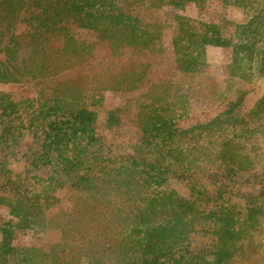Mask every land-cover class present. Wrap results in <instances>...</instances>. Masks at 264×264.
Masks as SVG:
<instances>
[{
  "label": "trees",
  "instance_id": "1",
  "mask_svg": "<svg viewBox=\"0 0 264 264\" xmlns=\"http://www.w3.org/2000/svg\"><path fill=\"white\" fill-rule=\"evenodd\" d=\"M198 1L0 0V205L12 217L0 225V264H264L256 234L264 227V150L255 148L264 136V92L243 112L249 91L236 85L264 71V0H220L246 12L233 40L216 24H190L180 10ZM146 4L166 20L175 13L182 74L203 67L205 45L232 48L224 114L183 126L179 82L157 91L152 82L140 88L143 72L124 86L125 77L107 83L87 71L99 44L114 56L154 51L161 37L138 20ZM21 24L34 67L19 54ZM71 69L81 71L48 87ZM98 88L141 89L139 139L116 146L103 138L87 103ZM58 182L70 209L49 219ZM45 230L59 237L42 247ZM16 234L39 247L16 246Z\"/></svg>",
  "mask_w": 264,
  "mask_h": 264
},
{
  "label": "rangeland",
  "instance_id": "2",
  "mask_svg": "<svg viewBox=\"0 0 264 264\" xmlns=\"http://www.w3.org/2000/svg\"><path fill=\"white\" fill-rule=\"evenodd\" d=\"M243 7L249 8L248 6ZM244 10L242 7L236 8L225 5L220 0H199L195 3H188L180 11L186 16L187 20L192 22L190 24L194 26L199 22L216 24L223 37L227 40H233L236 24L245 23L247 19ZM163 12L162 9L155 10L151 5L146 4L140 7L138 14V20L143 24L148 23L151 28L150 32L156 34L159 38L161 37V40L153 47L154 51L137 47L132 50L127 49L126 52L129 53L114 56L109 51L106 52L103 44H99L94 51L96 61L88 65L87 71L93 72L99 78H106L107 83L108 80L121 82L122 78L125 77L124 86L128 84L127 80L132 78H136L135 82L141 80V74L136 72H143L146 77H144L145 80L140 88L143 89L148 86V83L151 84L152 82L153 86H158L157 91L162 90L160 87L167 83L179 82L182 86L181 92L186 94L183 105L186 108V113L188 112L187 115L185 113L181 117V120L183 119L182 125L188 126L195 121L200 123L209 122L211 118L218 117L227 110V104L223 102L224 99L221 96L226 95L224 89L228 84V79H230L229 66L233 61L232 48L230 46L205 45L203 67L194 76H189L187 73L182 74V70H179L178 64H176L177 53L173 43L177 41L176 38L179 36V26L174 20V12L170 13L167 20L165 17L163 18ZM194 26L193 29H195ZM18 29L20 33L19 54L23 56V60L28 61L31 64L30 66L34 67L35 52L30 44V39L24 33L28 27L21 24ZM178 55H180L179 52ZM40 57L38 56V58ZM0 59H4L3 52L0 53ZM35 61L39 63V59ZM80 71L81 69H71L70 73L55 80L48 87L57 88L62 86L69 80L68 78H75L74 76H77ZM236 85L249 91L241 109L245 112L255 105L264 92V71L255 70V76L251 83H244L239 80ZM2 88H4V85L0 83V89ZM140 88L137 91H135L136 89L115 91L109 88H98L92 90L89 94L87 99L88 108L93 109L99 115V125L103 138L112 139L113 142H111L116 146H128L144 134L143 129L146 128V124H143L140 120L138 109L141 100ZM215 91L219 93L220 101L214 100ZM197 96L200 97L199 100L196 99ZM255 148L264 150V136L256 137ZM54 193L60 198V202L46 210V216L49 219L70 209L69 201L66 198L67 189L63 182H58L54 186ZM11 218L9 209L0 205V225L9 220L11 221ZM256 234H258V240L264 249V227L261 232L258 231ZM41 236L44 240L42 242L44 246L41 245L42 247H47L50 243L56 242L59 237L57 232L50 230L42 231ZM14 244L21 247L29 244L38 247L40 245L31 235L24 234H16Z\"/></svg>",
  "mask_w": 264,
  "mask_h": 264
}]
</instances>
